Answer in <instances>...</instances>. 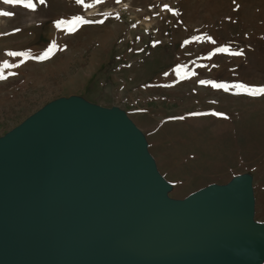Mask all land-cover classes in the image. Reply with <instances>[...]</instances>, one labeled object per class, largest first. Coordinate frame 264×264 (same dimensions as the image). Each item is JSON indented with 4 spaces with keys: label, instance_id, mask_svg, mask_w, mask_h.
Returning a JSON list of instances; mask_svg holds the SVG:
<instances>
[{
    "label": "water",
    "instance_id": "water-1",
    "mask_svg": "<svg viewBox=\"0 0 264 264\" xmlns=\"http://www.w3.org/2000/svg\"><path fill=\"white\" fill-rule=\"evenodd\" d=\"M172 191L124 111L53 100L0 138V264H264L252 176Z\"/></svg>",
    "mask_w": 264,
    "mask_h": 264
},
{
    "label": "rangeland",
    "instance_id": "rangeland-1",
    "mask_svg": "<svg viewBox=\"0 0 264 264\" xmlns=\"http://www.w3.org/2000/svg\"><path fill=\"white\" fill-rule=\"evenodd\" d=\"M0 12L12 13L0 15V138L53 100L77 94L124 109L148 131L130 103L136 97L135 108L148 107L144 83L157 79L168 84L161 87L164 101L199 104L214 96L218 110L227 106L226 85L245 86L262 102L253 109L264 129V94H249L264 88V0H0ZM192 82L199 91L191 92ZM254 140V217L264 223V131ZM189 178L176 183L171 199L229 181L227 174Z\"/></svg>",
    "mask_w": 264,
    "mask_h": 264
},
{
    "label": "crops",
    "instance_id": "crops-1",
    "mask_svg": "<svg viewBox=\"0 0 264 264\" xmlns=\"http://www.w3.org/2000/svg\"><path fill=\"white\" fill-rule=\"evenodd\" d=\"M229 78L225 76L226 84L230 82L227 81ZM144 84L147 87L143 99L148 107L143 110L135 108L136 97L130 104L134 105L132 112L136 117L145 118V126L148 125L149 130L141 129L130 119L145 135L159 174L173 190H176V183H185L191 180L189 177L193 179L199 174L215 179L224 178L227 174L229 181L209 182L191 194L209 185H225L237 176L254 177V173L249 171L252 160L250 149L252 145L260 148V143L251 141V136L258 137L264 129L259 112L253 108L262 102L249 98L245 86L237 88L226 85L227 106L221 105L218 110L216 107L221 103L214 96L199 104L192 100L187 103L164 101L161 87L168 86L167 82L157 79L147 80ZM197 91L199 87L196 85L191 92ZM210 92L214 93L213 90ZM72 96L80 97L78 94ZM249 103L252 109L248 108Z\"/></svg>",
    "mask_w": 264,
    "mask_h": 264
},
{
    "label": "snow or ice",
    "instance_id": "snow-or-ice-1",
    "mask_svg": "<svg viewBox=\"0 0 264 264\" xmlns=\"http://www.w3.org/2000/svg\"><path fill=\"white\" fill-rule=\"evenodd\" d=\"M4 3L6 4H20L22 3V0H3ZM45 2V0H40V3L43 4ZM78 2H82V0H78ZM25 7H29L31 8L32 5L29 3V4H26ZM0 15H3V16H10L12 15V13H9V12H0ZM77 21L80 20L79 17L76 18ZM102 22V21H101ZM85 23H88V21H85ZM224 51H226V49H222ZM9 55H12V56H19L21 55V53H9ZM234 55H240L239 52L237 53H234ZM5 67H8V65H5ZM4 77L0 76V79H3ZM202 83H204L202 81ZM214 86H218V85H214ZM250 94H264V88H260V89H256L255 91L251 92Z\"/></svg>",
    "mask_w": 264,
    "mask_h": 264
}]
</instances>
